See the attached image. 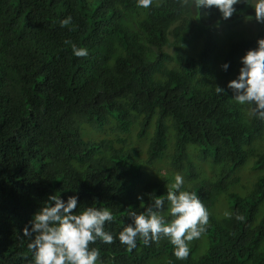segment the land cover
<instances>
[{
	"label": "trees",
	"instance_id": "trees-1",
	"mask_svg": "<svg viewBox=\"0 0 264 264\" xmlns=\"http://www.w3.org/2000/svg\"><path fill=\"white\" fill-rule=\"evenodd\" d=\"M236 7L222 20L182 0H0V264H31L23 228L47 194L109 208L115 235L177 173L209 213L188 259L166 239L98 241L103 264H264V120L216 92L264 36H244L252 9Z\"/></svg>",
	"mask_w": 264,
	"mask_h": 264
},
{
	"label": "clouds",
	"instance_id": "clouds-1",
	"mask_svg": "<svg viewBox=\"0 0 264 264\" xmlns=\"http://www.w3.org/2000/svg\"><path fill=\"white\" fill-rule=\"evenodd\" d=\"M136 6L149 9L153 0H135ZM183 4L202 10L206 16L211 10L219 13L220 19L227 20L237 13L238 5L251 8L248 17L258 24H264V0H182ZM71 16L59 21L64 27L71 23ZM260 27V26H259ZM66 43H68L66 41ZM75 57H86L88 49L71 44ZM239 69L235 77L225 87H216L217 93H231L232 99L248 109L249 115L264 120V36L258 37L256 46L246 50L239 58ZM230 62L220 65L228 71ZM148 196L147 206L142 211H128V221L115 235L105 229L106 224L115 221L113 211L107 207L87 206L78 210L81 202L78 193L67 198L49 193L45 203L39 207L23 228V237H27V248L32 252L31 264H103L101 245H112L118 241L128 251L137 247L138 240L145 245L159 244L166 239L172 247V256L176 260H187L190 255L189 244L201 238L207 230L209 213L197 194L185 187L181 174L174 176V181L167 188V214L162 215L165 199ZM137 199L143 200L138 195ZM229 215V213H225ZM235 219L243 220L240 214Z\"/></svg>",
	"mask_w": 264,
	"mask_h": 264
},
{
	"label": "rangeland",
	"instance_id": "rangeland-1",
	"mask_svg": "<svg viewBox=\"0 0 264 264\" xmlns=\"http://www.w3.org/2000/svg\"><path fill=\"white\" fill-rule=\"evenodd\" d=\"M259 26L260 24H258L255 21V19H245L242 22H240L237 28L240 31H243L245 37L249 38V37L254 36L257 33ZM232 190L239 192L237 188H232ZM241 194L243 193L241 192Z\"/></svg>",
	"mask_w": 264,
	"mask_h": 264
}]
</instances>
